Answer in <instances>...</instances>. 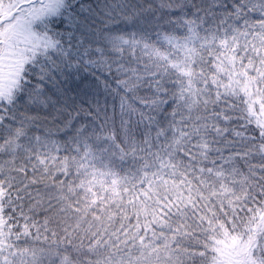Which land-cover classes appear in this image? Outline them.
I'll return each mask as SVG.
<instances>
[{
	"label": "snow or ice",
	"instance_id": "obj_1",
	"mask_svg": "<svg viewBox=\"0 0 264 264\" xmlns=\"http://www.w3.org/2000/svg\"><path fill=\"white\" fill-rule=\"evenodd\" d=\"M0 264H264V0H0Z\"/></svg>",
	"mask_w": 264,
	"mask_h": 264
}]
</instances>
